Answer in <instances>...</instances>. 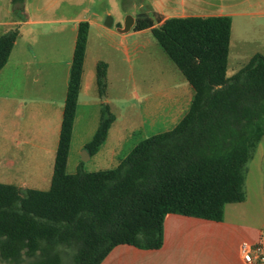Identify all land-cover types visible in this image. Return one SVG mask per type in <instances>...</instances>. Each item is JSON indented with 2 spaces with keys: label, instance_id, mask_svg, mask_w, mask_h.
I'll use <instances>...</instances> for the list:
<instances>
[{
  "label": "trees",
  "instance_id": "obj_1",
  "mask_svg": "<svg viewBox=\"0 0 264 264\" xmlns=\"http://www.w3.org/2000/svg\"><path fill=\"white\" fill-rule=\"evenodd\" d=\"M25 0H11L24 19ZM229 17L163 20L140 13L133 31L150 30L194 94L170 131L138 143L109 170L67 173L90 25H78L59 143L48 191L0 184V261L11 264H102L119 246L159 250L169 214L221 222L243 203L247 167L264 138V56L227 77ZM19 36L0 37V71ZM101 98L107 64L96 67ZM115 116L103 107L85 149L96 155Z\"/></svg>",
  "mask_w": 264,
  "mask_h": 264
},
{
  "label": "crops",
  "instance_id": "obj_2",
  "mask_svg": "<svg viewBox=\"0 0 264 264\" xmlns=\"http://www.w3.org/2000/svg\"><path fill=\"white\" fill-rule=\"evenodd\" d=\"M2 1L0 37L14 29L19 36L0 71V184L22 190L50 189L81 22H88L90 28L68 174H75L79 167L84 169L86 163L98 160L116 121L109 90L113 78L119 80L123 71L118 69L115 74L111 60L105 58L107 50L99 41L103 40L109 50L125 54L127 58L130 51L139 52L140 44L135 40L130 44L129 38L132 34L151 31H133L138 14H157L163 20L231 18L228 65L233 43V57L239 62L246 56L243 43L264 42V0H70L62 5L61 0H25L23 20L14 16L11 0ZM45 1L47 4H41ZM82 10L93 12L82 18ZM114 10L123 11L121 20L115 19ZM129 18L133 22L127 30ZM114 37H120V41H115ZM257 54L264 56V51L259 48L247 55L248 62L244 66ZM100 62L107 64V89L103 98L99 96L96 82V67ZM105 106L115 120L99 152L90 156L85 147L98 129ZM126 156L120 158L112 152L111 161L113 163L116 157L119 164ZM248 165L257 172L256 183L249 192L245 185L243 203L225 207L223 221L169 214L165 218L163 246L159 250L119 246L102 264H242L241 243L264 241V138Z\"/></svg>",
  "mask_w": 264,
  "mask_h": 264
},
{
  "label": "rangeland",
  "instance_id": "obj_3",
  "mask_svg": "<svg viewBox=\"0 0 264 264\" xmlns=\"http://www.w3.org/2000/svg\"><path fill=\"white\" fill-rule=\"evenodd\" d=\"M68 1L70 0H61V5ZM45 2L41 4H47L48 1ZM2 3L3 1L0 0V5ZM80 12L84 18L90 16L93 11ZM112 12L116 20L122 19L123 11ZM132 35L129 38L130 44L135 40L136 44H140V49L135 54L130 51L128 58L125 54H117L109 50L103 40L99 41L100 46L107 50L105 58L111 60L115 74L122 68L123 77L120 76L119 80L116 77L113 78V86L109 93L113 99L111 109L116 116V121L98 160L85 164L84 170L88 172L112 169L118 164L116 157L112 163V152H116V156L122 158L141 141L172 130L189 110L193 98L194 92L185 77L152 34L148 32ZM113 39L120 41V37ZM234 45L235 43H233L227 70L229 78L248 62L245 58L247 55L259 48L264 51L261 49L264 47L262 41L243 43L246 56L238 62L233 57ZM248 169L246 187L249 192L251 186L256 183L254 181L255 177L257 178V172L250 165ZM0 264L6 263L0 261ZM22 264H28V262Z\"/></svg>",
  "mask_w": 264,
  "mask_h": 264
},
{
  "label": "built area",
  "instance_id": "obj_4",
  "mask_svg": "<svg viewBox=\"0 0 264 264\" xmlns=\"http://www.w3.org/2000/svg\"><path fill=\"white\" fill-rule=\"evenodd\" d=\"M242 264H264V241L256 244L242 242L240 245Z\"/></svg>",
  "mask_w": 264,
  "mask_h": 264
},
{
  "label": "water",
  "instance_id": "obj_5",
  "mask_svg": "<svg viewBox=\"0 0 264 264\" xmlns=\"http://www.w3.org/2000/svg\"><path fill=\"white\" fill-rule=\"evenodd\" d=\"M132 22H133L132 19L129 18L128 21H127V23H126V29H127V30L130 29V27H131V25H132Z\"/></svg>",
  "mask_w": 264,
  "mask_h": 264
}]
</instances>
